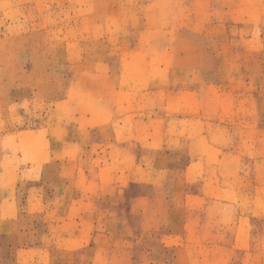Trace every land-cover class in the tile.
Masks as SVG:
<instances>
[{
    "label": "rangeland",
    "instance_id": "374dc122",
    "mask_svg": "<svg viewBox=\"0 0 264 264\" xmlns=\"http://www.w3.org/2000/svg\"><path fill=\"white\" fill-rule=\"evenodd\" d=\"M0 264H264V0H0Z\"/></svg>",
    "mask_w": 264,
    "mask_h": 264
}]
</instances>
